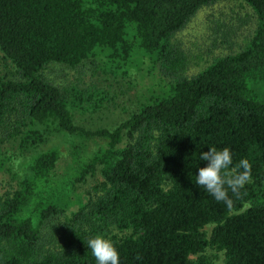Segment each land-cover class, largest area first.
Wrapping results in <instances>:
<instances>
[{"label": "trees", "instance_id": "16d2710c", "mask_svg": "<svg viewBox=\"0 0 264 264\" xmlns=\"http://www.w3.org/2000/svg\"><path fill=\"white\" fill-rule=\"evenodd\" d=\"M216 1L0 0V54L11 65L0 76V171L10 174L0 182V264H97L86 245L96 235L114 243L120 264H208V246L222 264H264V99L249 85L264 81V0H244L255 14L248 40L195 74L172 41ZM145 59L167 88L112 128L76 122V111L102 108V91L45 74L50 64L80 72L89 63L127 76ZM55 136L107 145L64 183ZM211 146L252 165L231 213L195 184ZM96 173L89 190L68 196Z\"/></svg>", "mask_w": 264, "mask_h": 264}, {"label": "rangeland", "instance_id": "374dc122", "mask_svg": "<svg viewBox=\"0 0 264 264\" xmlns=\"http://www.w3.org/2000/svg\"><path fill=\"white\" fill-rule=\"evenodd\" d=\"M254 25L255 14L244 0H218L201 7L185 27L172 37V41L179 43L184 51L185 71L191 75L204 69L214 58L240 48L248 40ZM229 28L233 31L228 32ZM224 35L232 41L231 47L223 41ZM10 68L11 65L0 54V76L10 75ZM45 74L58 83L73 85L79 81L81 86H90L103 92L107 100L102 104V108L94 112L76 111V122L89 128L114 127L149 96L164 91L168 81L160 74L157 66L146 59L127 76L97 71L89 63L80 68V72L54 63L45 68ZM249 85L264 99V81H252ZM48 144H54L60 150L56 174L64 183H71L75 179L74 174L81 160L87 158L97 148L106 146L107 140L100 137L55 136ZM99 178V174L96 173L92 177H87L84 182H75L73 190L69 193L66 191L65 194L68 193L70 198H76L89 190ZM9 181L10 174L0 171V182L6 185ZM212 227L213 224L204 226L203 230L207 236ZM202 254L209 261L208 264L223 262V252L212 247H206Z\"/></svg>", "mask_w": 264, "mask_h": 264}, {"label": "clouds", "instance_id": "9594fccd", "mask_svg": "<svg viewBox=\"0 0 264 264\" xmlns=\"http://www.w3.org/2000/svg\"><path fill=\"white\" fill-rule=\"evenodd\" d=\"M200 161H207L196 173L195 184L203 188L217 202L223 203L229 213L234 207V199L241 200L245 186L252 182V165L247 158L233 163V155L228 147L217 149L211 146L200 154ZM231 192V196L229 195ZM250 207V205H246ZM87 247L91 249L97 264H120V255L114 243L103 235L90 238Z\"/></svg>", "mask_w": 264, "mask_h": 264}]
</instances>
